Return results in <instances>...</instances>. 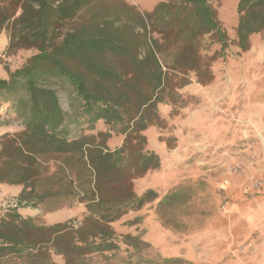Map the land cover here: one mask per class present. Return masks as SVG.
I'll use <instances>...</instances> for the list:
<instances>
[{"label":"trees","instance_id":"obj_1","mask_svg":"<svg viewBox=\"0 0 264 264\" xmlns=\"http://www.w3.org/2000/svg\"><path fill=\"white\" fill-rule=\"evenodd\" d=\"M212 2L162 0L140 12L125 0H0L7 50L34 51L0 77V118L21 122L0 135V184L20 187L18 206L0 210V264H182L113 223L158 198L133 183L161 168L144 131L166 126L164 109L175 117L194 103L181 89L210 83L229 45ZM236 13L231 41L246 52L251 35L264 38V0H237ZM205 37L218 48L209 52ZM52 85L76 110L62 108ZM99 122L105 129L93 132ZM113 136L121 142L111 147ZM158 139L170 149L175 138ZM186 197L171 191L156 205L172 208ZM77 203L79 218L51 224L18 211Z\"/></svg>","mask_w":264,"mask_h":264},{"label":"rangeland","instance_id":"obj_2","mask_svg":"<svg viewBox=\"0 0 264 264\" xmlns=\"http://www.w3.org/2000/svg\"><path fill=\"white\" fill-rule=\"evenodd\" d=\"M140 12L150 11L160 0H125ZM220 26L230 38L224 55L213 65V80L205 85L195 82L181 92L193 104L169 117L166 126H149L144 134L148 146L160 155L161 168L151 170L133 181L137 191L154 188L158 198L129 212L113 223L118 233L139 234L151 245L150 251L181 256L182 264H264V38L250 36V49L239 52L232 43L237 23V0H213ZM84 15L86 13L84 12ZM208 51L218 44L205 37ZM8 36L0 32V77L21 66L33 50H7ZM60 104L67 112L76 110L66 91L57 85ZM21 122L13 115L0 118V135L13 133ZM87 128V127H86ZM99 122L93 132L104 130ZM90 130L86 129V132ZM158 135L173 136L172 148ZM121 142L113 136L109 145ZM0 184V210L19 194L5 191ZM171 191L187 194L186 202L159 210L156 201ZM18 206V205H17ZM78 204L53 208L41 205L18 211L31 216L37 224H51L79 218ZM137 215L140 223H122Z\"/></svg>","mask_w":264,"mask_h":264},{"label":"crops","instance_id":"obj_3","mask_svg":"<svg viewBox=\"0 0 264 264\" xmlns=\"http://www.w3.org/2000/svg\"><path fill=\"white\" fill-rule=\"evenodd\" d=\"M160 1H162V0H160ZM160 1H158V2H160ZM158 2H157V3H158ZM157 3H156V4H157ZM156 4H155V5H156ZM155 5H154V6H155ZM154 6H153V7H154ZM3 187H4L5 191H7V192H9V193L12 192L14 195H18L19 192H20V187L17 186V185H4ZM77 204L79 205L78 208H80V207L82 208V204H79V203H77Z\"/></svg>","mask_w":264,"mask_h":264},{"label":"built area","instance_id":"obj_4","mask_svg":"<svg viewBox=\"0 0 264 264\" xmlns=\"http://www.w3.org/2000/svg\"><path fill=\"white\" fill-rule=\"evenodd\" d=\"M8 203H9L8 204L9 207H16L18 205V200L13 199Z\"/></svg>","mask_w":264,"mask_h":264}]
</instances>
